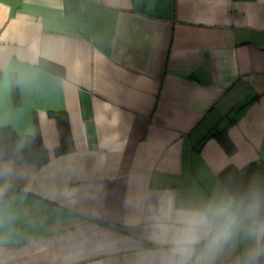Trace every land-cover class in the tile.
<instances>
[{
    "label": "crops",
    "instance_id": "crops-1",
    "mask_svg": "<svg viewBox=\"0 0 264 264\" xmlns=\"http://www.w3.org/2000/svg\"><path fill=\"white\" fill-rule=\"evenodd\" d=\"M1 127L49 160L0 161V264H175L219 173L264 164V0H0Z\"/></svg>",
    "mask_w": 264,
    "mask_h": 264
},
{
    "label": "clouds",
    "instance_id": "clouds-1",
    "mask_svg": "<svg viewBox=\"0 0 264 264\" xmlns=\"http://www.w3.org/2000/svg\"><path fill=\"white\" fill-rule=\"evenodd\" d=\"M250 242L240 264L264 260V183L253 180L239 193L227 192L179 221L172 255L175 264H214L237 237Z\"/></svg>",
    "mask_w": 264,
    "mask_h": 264
},
{
    "label": "trees",
    "instance_id": "trees-1",
    "mask_svg": "<svg viewBox=\"0 0 264 264\" xmlns=\"http://www.w3.org/2000/svg\"><path fill=\"white\" fill-rule=\"evenodd\" d=\"M47 67L56 70L55 64L47 63ZM14 83V78H11ZM56 119L59 130V144L55 148V154L69 152L73 149V141L70 136L67 121L62 113H51ZM214 136L223 147L231 152L232 147L224 132L208 134L206 137ZM12 160L16 163H30L41 166L49 160V154L43 145L41 138L36 136L17 135L9 127L0 128V161ZM219 180L229 192L239 193L244 191L253 180L264 183V164L249 163L242 168L228 166L218 175ZM264 264V260L261 261Z\"/></svg>",
    "mask_w": 264,
    "mask_h": 264
},
{
    "label": "built area",
    "instance_id": "built-area-1",
    "mask_svg": "<svg viewBox=\"0 0 264 264\" xmlns=\"http://www.w3.org/2000/svg\"><path fill=\"white\" fill-rule=\"evenodd\" d=\"M94 1H96V0H94Z\"/></svg>",
    "mask_w": 264,
    "mask_h": 264
}]
</instances>
